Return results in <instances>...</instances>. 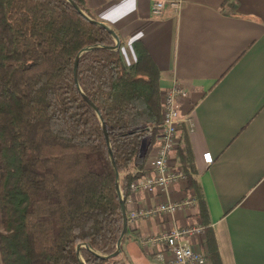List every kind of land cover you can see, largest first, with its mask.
<instances>
[{
	"label": "trees",
	"instance_id": "obj_1",
	"mask_svg": "<svg viewBox=\"0 0 264 264\" xmlns=\"http://www.w3.org/2000/svg\"><path fill=\"white\" fill-rule=\"evenodd\" d=\"M93 17L85 0H73ZM67 0H0V203L4 264H81L77 246L113 253L124 219L105 125L126 201L161 124L159 73L139 41L135 63ZM85 94L99 114L84 98ZM100 115V116H99ZM148 142L144 144V139ZM177 149L212 264H222L184 129ZM124 240V239H123ZM123 243V241H122ZM85 264H131L126 253Z\"/></svg>",
	"mask_w": 264,
	"mask_h": 264
},
{
	"label": "crops",
	"instance_id": "obj_2",
	"mask_svg": "<svg viewBox=\"0 0 264 264\" xmlns=\"http://www.w3.org/2000/svg\"><path fill=\"white\" fill-rule=\"evenodd\" d=\"M85 3L93 18L117 33L128 65L137 59L133 42H140L158 69L161 100L174 83L187 90L179 145L185 129L222 264H264V0H185L177 12L167 5L161 16L152 14L153 0ZM177 149L170 164L182 167ZM188 188L186 180L167 193H130L127 213L184 199ZM197 208L128 223L122 249L130 263L166 264L165 246H149L142 237L203 225ZM191 245L212 264L205 231Z\"/></svg>",
	"mask_w": 264,
	"mask_h": 264
},
{
	"label": "built area",
	"instance_id": "obj_3",
	"mask_svg": "<svg viewBox=\"0 0 264 264\" xmlns=\"http://www.w3.org/2000/svg\"><path fill=\"white\" fill-rule=\"evenodd\" d=\"M185 0H153L152 14L161 16L169 5L172 10L178 11ZM188 97L187 90L179 83H174L162 92L161 124L157 138V147L152 148L142 173L130 184V193L138 191L167 193L171 186L187 180L185 170L178 165H171L172 154L179 145V132L182 118V101ZM206 163H212L213 157L204 154ZM196 199L185 197L179 201H162L157 205L144 209H133L127 213L128 223L138 218H149L158 213L175 214L187 207H195ZM204 225H179L159 234L142 237V242L156 247L164 245L169 256L166 264H205L206 256L193 249L191 239L203 234ZM164 256L161 258L163 259Z\"/></svg>",
	"mask_w": 264,
	"mask_h": 264
},
{
	"label": "water",
	"instance_id": "obj_4",
	"mask_svg": "<svg viewBox=\"0 0 264 264\" xmlns=\"http://www.w3.org/2000/svg\"><path fill=\"white\" fill-rule=\"evenodd\" d=\"M67 1L79 13H81L82 15H84L85 17H87L90 21H92V22H94V23H96V24H98L100 26L105 27L111 33V35L113 36V38L115 39V44L113 46H111V45H93V46H87V47L83 48L78 53V55L76 57V60H75V64H74L75 80H76V82L78 84L77 71H78V63H79L80 56L84 52L91 51V50L97 49L99 47H104V48L111 49V50H117L120 47V38L117 35V33L111 27H109L107 24H105L104 22L99 21V20H97L95 18H92L89 15H87L85 13V11H83L76 2H74L73 0H67ZM83 96L88 101V103L94 108V110L99 114V110H98L97 106L85 94H83ZM102 126H103V130H104V133H105V136H106V140H107L108 146H109V158L111 160V164L113 166V169H114L115 175H116V191H117V194H118L119 200H120L121 210H122L123 219H124V226H123L122 235L119 238L118 243H117V248L111 254L101 255V254L96 253L94 250H92L87 244H85V243L79 244L77 246V254H78V258L80 259L81 264H85L84 260L81 257V253H80V250H81V248L83 246L84 247H87L88 249H91L93 252H95L97 255H99L102 258H111V257L117 256L118 254H120L121 251H122V240H123V238H124V236H125V234L127 232V227H128V218H127V210H126V205H125V199L123 197V193H122V190H121V187H120V182H119L120 181V173H119V171L117 169V166H116L115 158H114V155H113V151H112V148H111L110 139H109V136H108L106 127H105V125L103 123H102Z\"/></svg>",
	"mask_w": 264,
	"mask_h": 264
},
{
	"label": "rangeland",
	"instance_id": "obj_5",
	"mask_svg": "<svg viewBox=\"0 0 264 264\" xmlns=\"http://www.w3.org/2000/svg\"><path fill=\"white\" fill-rule=\"evenodd\" d=\"M90 11V10H89ZM91 13V12H90ZM92 15V14H91ZM93 18V17H92ZM148 142V138H145L144 139V144H146ZM187 197L189 198V199H191V198H195L196 199V197H195V194L188 188L187 189ZM197 204H198V200L196 199V204H195V207H197ZM194 207V208H195Z\"/></svg>",
	"mask_w": 264,
	"mask_h": 264
}]
</instances>
